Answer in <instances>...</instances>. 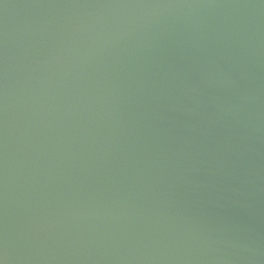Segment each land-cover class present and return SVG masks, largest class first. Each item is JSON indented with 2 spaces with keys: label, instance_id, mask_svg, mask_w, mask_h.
Here are the masks:
<instances>
[{
  "label": "water",
  "instance_id": "95a60500",
  "mask_svg": "<svg viewBox=\"0 0 264 264\" xmlns=\"http://www.w3.org/2000/svg\"><path fill=\"white\" fill-rule=\"evenodd\" d=\"M2 264H264V0H0Z\"/></svg>",
  "mask_w": 264,
  "mask_h": 264
},
{
  "label": "clouds",
  "instance_id": "9594fccd",
  "mask_svg": "<svg viewBox=\"0 0 264 264\" xmlns=\"http://www.w3.org/2000/svg\"><path fill=\"white\" fill-rule=\"evenodd\" d=\"M0 264H2V261H0Z\"/></svg>",
  "mask_w": 264,
  "mask_h": 264
}]
</instances>
